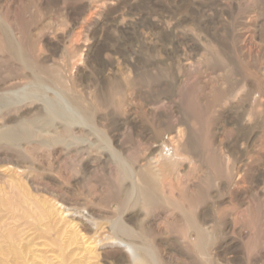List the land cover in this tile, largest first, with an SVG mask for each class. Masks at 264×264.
<instances>
[{"label": "rangeland", "instance_id": "374dc122", "mask_svg": "<svg viewBox=\"0 0 264 264\" xmlns=\"http://www.w3.org/2000/svg\"><path fill=\"white\" fill-rule=\"evenodd\" d=\"M136 260L264 264V0H0V264Z\"/></svg>", "mask_w": 264, "mask_h": 264}, {"label": "bare ground", "instance_id": "6f19581e", "mask_svg": "<svg viewBox=\"0 0 264 264\" xmlns=\"http://www.w3.org/2000/svg\"><path fill=\"white\" fill-rule=\"evenodd\" d=\"M160 152L162 153V155H161L162 157L159 160L157 159V160L153 161L152 164L149 163L150 165L149 164L143 165L137 171L134 167H130V166L128 168L124 167L125 168L123 170L124 179L129 181V185L127 186V190H126L128 193L127 194V196H128L127 202L124 201L123 203H121V206H119L121 216L119 218H116L115 215L118 214V213L116 214V212L113 213L112 215H109L107 213L106 215L100 214V216H99L101 218H105L107 220V223H108L107 230H105L104 234H102V235H104L103 237H107L108 239H112V242H114L115 244H119V245L127 247L132 254L136 253L140 249V246L133 244L132 242H126V241H124V239L122 237H120V235H122V234H123V236L124 235L129 236V235L133 234V232H131L130 229H128L127 226L122 221V216H123L122 213L126 209L124 203L128 204L129 200H134V202L142 200L143 202H146L147 204L148 203L149 204H156L157 202H160V199H162V198H160L162 196L161 191L164 187V186H162V183L160 182V180L163 176H164V179H165V177L169 176L167 174V172L166 173L164 172V168L167 169V166H168V170H169L170 169L169 167L172 166L171 167L172 170L175 171L178 168L176 166L181 164L182 160L183 161L186 160V156H183L182 153H180L179 150H177V148H173V146L171 145V141L170 142L169 141H163L161 146H160ZM158 171H160L161 173H158ZM168 173H169V171H168ZM170 174H172V172H170ZM172 175H174V174H172ZM175 180H176V178H175ZM179 197L182 198L181 195ZM179 197H178V199H179ZM172 198L174 199V197H172ZM169 201H170V198H169ZM179 201H182V200H179ZM179 201H177V202H179ZM1 204L3 206H6L4 202H2ZM188 204H190V202ZM190 205L189 206L187 205V207L190 208ZM70 209L71 208L68 207L67 211H69ZM188 210H191V209H188ZM194 213H196V212H194ZM71 214L74 215L75 217L83 216L82 215L83 213L81 211H78V210L72 212ZM193 215H195V214H193ZM187 219H188V221H190L191 225H193V226L196 225L194 219H192L191 217L190 218L187 217ZM104 221L105 220H103V222ZM134 234H135V232H134ZM201 234L204 235L203 233H200V236H201ZM201 238H203V237L201 236ZM199 243L201 244L200 246H202L203 242H199ZM146 254H147V252H146ZM149 256H151V255H149ZM135 264H143V262L141 260H136Z\"/></svg>", "mask_w": 264, "mask_h": 264}]
</instances>
